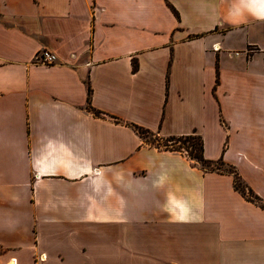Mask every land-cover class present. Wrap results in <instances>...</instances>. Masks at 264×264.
I'll return each mask as SVG.
<instances>
[{
    "label": "crops",
    "instance_id": "obj_1",
    "mask_svg": "<svg viewBox=\"0 0 264 264\" xmlns=\"http://www.w3.org/2000/svg\"><path fill=\"white\" fill-rule=\"evenodd\" d=\"M131 124L264 201V0H0V264H264V207Z\"/></svg>",
    "mask_w": 264,
    "mask_h": 264
},
{
    "label": "trees",
    "instance_id": "obj_2",
    "mask_svg": "<svg viewBox=\"0 0 264 264\" xmlns=\"http://www.w3.org/2000/svg\"><path fill=\"white\" fill-rule=\"evenodd\" d=\"M136 66L133 64V70ZM91 89L87 86V101L89 102ZM90 111L95 115H100L102 112L89 107ZM141 137V134H151L154 141L147 142V144L159 149L177 151L185 155L188 159L192 160L197 166L205 171H217L232 174L233 184L237 191H239L245 198L250 201L257 202L261 207H264V201H262L257 195H255L245 185L237 172L231 167L226 165L221 158L217 160H208L203 156V142L199 134L192 133L187 135H168L160 136L157 133L151 132L148 129L142 128L135 124L130 125ZM142 138V137H141Z\"/></svg>",
    "mask_w": 264,
    "mask_h": 264
},
{
    "label": "built area",
    "instance_id": "obj_3",
    "mask_svg": "<svg viewBox=\"0 0 264 264\" xmlns=\"http://www.w3.org/2000/svg\"><path fill=\"white\" fill-rule=\"evenodd\" d=\"M56 60L57 56L46 48H41L34 56V62L43 65L53 64L56 62Z\"/></svg>",
    "mask_w": 264,
    "mask_h": 264
},
{
    "label": "rangeland",
    "instance_id": "obj_4",
    "mask_svg": "<svg viewBox=\"0 0 264 264\" xmlns=\"http://www.w3.org/2000/svg\"><path fill=\"white\" fill-rule=\"evenodd\" d=\"M141 137L145 143L154 141V138L151 134H141Z\"/></svg>",
    "mask_w": 264,
    "mask_h": 264
}]
</instances>
